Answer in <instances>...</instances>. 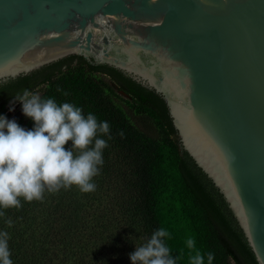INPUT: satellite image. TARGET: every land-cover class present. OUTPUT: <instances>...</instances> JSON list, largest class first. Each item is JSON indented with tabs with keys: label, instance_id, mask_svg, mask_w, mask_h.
Segmentation results:
<instances>
[{
	"label": "water",
	"instance_id": "obj_1",
	"mask_svg": "<svg viewBox=\"0 0 264 264\" xmlns=\"http://www.w3.org/2000/svg\"><path fill=\"white\" fill-rule=\"evenodd\" d=\"M72 56L163 100L264 264V0H0V85Z\"/></svg>",
	"mask_w": 264,
	"mask_h": 264
},
{
	"label": "trees",
	"instance_id": "obj_2",
	"mask_svg": "<svg viewBox=\"0 0 264 264\" xmlns=\"http://www.w3.org/2000/svg\"><path fill=\"white\" fill-rule=\"evenodd\" d=\"M41 85V99L72 103L85 116L92 112L110 124L112 139L102 165L107 187L90 193L76 186L46 188L42 200L20 198V208H0L5 213L0 232L9 234L13 264H132L135 244L160 227L170 233L165 242L177 264H190L196 251L205 255V264L208 251L215 254L213 264H257L222 197L179 149L158 95L113 68L72 56L1 84V106ZM142 113L154 118L158 137L135 125L134 115ZM15 121L25 130L35 127L23 113ZM9 218L11 227L5 223ZM189 237L194 249L186 245Z\"/></svg>",
	"mask_w": 264,
	"mask_h": 264
},
{
	"label": "clouds",
	"instance_id": "obj_3",
	"mask_svg": "<svg viewBox=\"0 0 264 264\" xmlns=\"http://www.w3.org/2000/svg\"><path fill=\"white\" fill-rule=\"evenodd\" d=\"M16 100L35 127L25 130L15 120L0 116V208H20V198L42 200L46 188L48 192L72 186L82 193L95 191L97 185L92 180L100 174L102 152L112 139L110 124L92 112L85 116L83 109L72 103H58L54 97L41 99L27 90L17 94ZM117 134L124 138L123 131ZM69 141L71 147L66 149ZM4 215L0 211V217ZM5 223L11 227L13 221L9 218ZM165 238H170V233L164 227L155 230L130 254L132 264H177ZM8 240L9 234L0 232V264H13ZM195 244L192 237L186 240L189 249ZM206 259L207 264H213L214 252L208 251ZM190 264H205V255L196 251Z\"/></svg>",
	"mask_w": 264,
	"mask_h": 264
},
{
	"label": "rangeland",
	"instance_id": "obj_4",
	"mask_svg": "<svg viewBox=\"0 0 264 264\" xmlns=\"http://www.w3.org/2000/svg\"><path fill=\"white\" fill-rule=\"evenodd\" d=\"M44 89V85H41L34 90H32L30 93L34 95H40ZM123 96V98L128 99L127 96L123 95L122 93H119ZM22 105L17 101L14 100L10 102L6 107L3 108V110L0 112V116L6 117L8 120H16L18 116L22 115ZM135 125L141 129L143 132L149 134L152 137H158L159 131L154 123V118L152 116H149L148 113H142V114H135L133 117ZM71 147V141L68 142V144L65 145V148L68 149ZM105 154V151L103 150L102 155ZM100 167V174L93 178L92 182H94L97 186L102 185L105 189L107 186L105 182L107 181L105 174L103 173V167L104 166H98ZM102 189V188H101ZM107 198H104L106 201H108L109 197H111L114 193L112 191L106 192ZM97 196H94L96 198ZM100 197V196H99ZM139 246L138 243L135 244Z\"/></svg>",
	"mask_w": 264,
	"mask_h": 264
},
{
	"label": "flooded vegetation",
	"instance_id": "obj_5",
	"mask_svg": "<svg viewBox=\"0 0 264 264\" xmlns=\"http://www.w3.org/2000/svg\"><path fill=\"white\" fill-rule=\"evenodd\" d=\"M6 95H7V94H6ZM14 97H15V96H12V98H10L9 100H7V102H5V104H4L3 106H1L2 101L5 99V96H3L2 99H0V110H1V107L4 108V107H6L8 104H10V102L14 101V100H15Z\"/></svg>",
	"mask_w": 264,
	"mask_h": 264
}]
</instances>
